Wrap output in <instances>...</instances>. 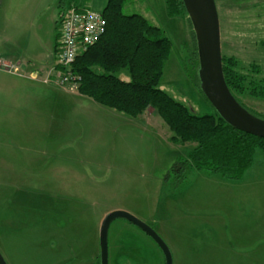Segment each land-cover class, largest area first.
<instances>
[{
  "label": "rangeland",
  "instance_id": "rangeland-1",
  "mask_svg": "<svg viewBox=\"0 0 264 264\" xmlns=\"http://www.w3.org/2000/svg\"><path fill=\"white\" fill-rule=\"evenodd\" d=\"M215 1L223 56L236 59L243 75L264 79V0ZM124 13L142 15L171 42L159 88L191 114H214L197 85L198 47L189 16H170L166 0H128ZM4 15L0 253L7 264H100V227L116 210L153 228L170 249L173 264H264L261 150L241 180L185 169V180L178 183L176 170L194 143L173 142V133L153 109L135 119L45 84L43 74L32 80V73L55 66L54 59L50 62L55 22L37 31L38 40L24 43V15L19 28L13 12L0 19ZM22 54L31 63L3 65V59ZM120 77L130 80L127 74ZM239 99L264 120V99L249 94ZM13 117L19 121L5 123ZM109 264H165V258L142 230L119 219L109 231Z\"/></svg>",
  "mask_w": 264,
  "mask_h": 264
},
{
  "label": "trees",
  "instance_id": "trees-1",
  "mask_svg": "<svg viewBox=\"0 0 264 264\" xmlns=\"http://www.w3.org/2000/svg\"><path fill=\"white\" fill-rule=\"evenodd\" d=\"M127 2L108 0L102 12L107 22L104 35L73 64L72 71L80 77L78 94L135 119L153 109L173 133V142L194 143L187 159L179 163L183 167L179 168L180 172L176 170L177 182L185 180V169L205 170L228 180H241L253 166L255 152L264 153V139L233 128L216 111L201 116L191 114L184 104L161 90L159 83L171 55V42L142 15L125 14ZM166 4L170 16L187 15L182 0H166ZM59 8L54 61L59 48V24L70 6ZM223 70L234 98L261 118L242 103L239 95L264 99V79L243 75L232 57L223 56ZM121 74H127L130 80H123ZM197 85L200 86L199 77Z\"/></svg>",
  "mask_w": 264,
  "mask_h": 264
},
{
  "label": "water",
  "instance_id": "water-1",
  "mask_svg": "<svg viewBox=\"0 0 264 264\" xmlns=\"http://www.w3.org/2000/svg\"><path fill=\"white\" fill-rule=\"evenodd\" d=\"M194 28L200 88L215 111L233 128L264 139V120L252 115L232 95L224 76L221 24L215 0H182ZM51 57V62H52ZM124 219L142 230L161 249L165 264L173 255L160 236L143 221L123 210L110 212L100 227V264H109V231L114 221ZM0 264H7L0 253Z\"/></svg>",
  "mask_w": 264,
  "mask_h": 264
},
{
  "label": "built area",
  "instance_id": "built-area-1",
  "mask_svg": "<svg viewBox=\"0 0 264 264\" xmlns=\"http://www.w3.org/2000/svg\"><path fill=\"white\" fill-rule=\"evenodd\" d=\"M106 26L107 22L102 12L76 6L70 7L59 24L60 38L55 66L43 73L40 81L72 94L78 93L80 77L72 71V66L81 54L100 41ZM32 74L30 78L33 80L42 75L38 72Z\"/></svg>",
  "mask_w": 264,
  "mask_h": 264
},
{
  "label": "crops",
  "instance_id": "crops-1",
  "mask_svg": "<svg viewBox=\"0 0 264 264\" xmlns=\"http://www.w3.org/2000/svg\"><path fill=\"white\" fill-rule=\"evenodd\" d=\"M26 2L27 4L25 5V9L21 10L22 6ZM107 3L108 0H80V2L78 0H56V1L55 0L53 1L52 0H0V15L5 14V12L7 11H10V13L13 12V22L15 23L14 25H16V28H19L21 15L23 14L24 17L22 21L24 20L26 21V30H28V35H25V37H23L22 40L24 43H29L32 38H37L38 40L39 36L37 35V31L42 29L47 22L49 23L55 22L54 23L55 29L57 28L59 10H61L59 8L60 5L65 7L76 6L81 9L85 8V9H92L93 11L96 12H103L107 6ZM7 19L8 18H6L4 15V17H2L0 21L4 23V21H6ZM31 29H33V32L36 31L35 34L33 33V35H31L30 32ZM5 39L8 41L9 37L6 36ZM21 56L22 57L17 58V60H15V58L10 59L9 57L7 59H3V65L4 63L6 64L8 63L7 65H10V63L16 64L17 62L19 63L18 65L21 66L22 62L31 63L30 61H27L25 58H23L24 57L23 54ZM13 57H17V56L14 54ZM50 62H51V58H50ZM38 73L43 74L45 73V71L39 70ZM79 96L82 95L79 94ZM13 119L9 118V119H5L4 121L6 124H8V122L14 123L15 121H19V118L17 117L16 118L13 117ZM149 120L150 119H148L147 117H142V121L146 125Z\"/></svg>",
  "mask_w": 264,
  "mask_h": 264
}]
</instances>
